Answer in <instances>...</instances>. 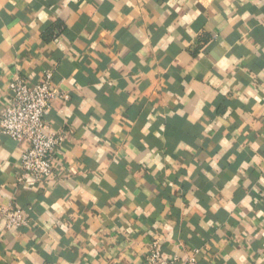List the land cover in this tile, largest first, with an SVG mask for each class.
I'll list each match as a JSON object with an SVG mask.
<instances>
[{
  "label": "crops",
  "instance_id": "crops-1",
  "mask_svg": "<svg viewBox=\"0 0 264 264\" xmlns=\"http://www.w3.org/2000/svg\"><path fill=\"white\" fill-rule=\"evenodd\" d=\"M54 74V174L0 135V264H264V0H0V115Z\"/></svg>",
  "mask_w": 264,
  "mask_h": 264
},
{
  "label": "built area",
  "instance_id": "built-area-1",
  "mask_svg": "<svg viewBox=\"0 0 264 264\" xmlns=\"http://www.w3.org/2000/svg\"><path fill=\"white\" fill-rule=\"evenodd\" d=\"M54 74L46 70L41 82L31 84L16 76L10 84L11 100L0 115V135L10 136L22 146L21 170L36 178L54 174L55 160L63 142V132L54 133L45 119L50 101L59 95L53 85ZM7 228H23L29 224L26 214L16 204L0 207ZM145 264H198L194 255L183 260L178 255L164 256L159 240L150 243Z\"/></svg>",
  "mask_w": 264,
  "mask_h": 264
}]
</instances>
